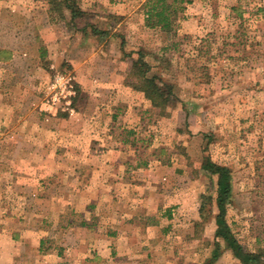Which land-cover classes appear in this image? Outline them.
Masks as SVG:
<instances>
[{
	"label": "rangeland",
	"instance_id": "obj_1",
	"mask_svg": "<svg viewBox=\"0 0 264 264\" xmlns=\"http://www.w3.org/2000/svg\"><path fill=\"white\" fill-rule=\"evenodd\" d=\"M146 3L77 0L85 14L72 18L62 0H0V43L19 46L0 49V138L6 137L0 143V229L9 227L16 233L19 221L32 223L34 216L46 220L43 227L52 236V213L65 207V188L74 186L76 177L66 170V162L55 158L65 152L103 149L88 141L82 144L79 135L84 131L70 135L73 122L83 123L76 109L88 98L76 71L49 42L51 36H68L71 48L83 40L104 57L117 59L113 69L126 85L136 82L133 61L141 53L151 66L150 74L176 86L179 99L165 115L134 87L135 92L122 91L113 107L119 118L112 131L124 141L122 151L149 157L156 170L171 175L165 181L171 193L166 209L174 206L176 224L169 223L168 231L180 238L173 239V255L164 264H244L223 241L221 255L210 261L214 218L195 225L203 221L202 196L216 197L217 176L202 168L205 156L232 169L233 201L227 221L247 250L261 254L264 264V0L186 3L169 33L146 24ZM34 10L36 18L27 15ZM31 23L41 33H33ZM21 25L31 31L15 33L14 27ZM84 27L85 31L80 29ZM59 74L71 77V106L65 99L55 107L48 103L61 92L55 86ZM98 100L88 120L102 119L99 105L113 106L111 98ZM16 137L21 144L9 143ZM39 195L41 202L30 207ZM54 243L59 245L47 237L44 247L53 252L44 256L28 243L26 258L14 257L5 264H54L58 260ZM10 249L17 252L16 241Z\"/></svg>",
	"mask_w": 264,
	"mask_h": 264
},
{
	"label": "crops",
	"instance_id": "obj_2",
	"mask_svg": "<svg viewBox=\"0 0 264 264\" xmlns=\"http://www.w3.org/2000/svg\"><path fill=\"white\" fill-rule=\"evenodd\" d=\"M225 9L229 10V7L225 6ZM24 13L26 15L27 11ZM30 14L36 18L38 11L27 13ZM213 16L217 17L218 14L214 13ZM31 25L33 33H41L38 25ZM27 26H15V33H25ZM152 28L164 31L161 27ZM26 31L31 30L28 28ZM71 39L68 36L64 39L51 36L49 41L58 56L76 71V77L88 98L83 107L76 109V114L84 118L83 123L73 122L71 127L74 131L70 135L77 136L84 131L79 135L83 139L80 141L82 144L88 141L91 146L94 144L103 149L99 152L85 149L80 154L65 152L55 158L66 162L65 168L69 167L66 170L74 171L76 175L74 186L65 188V207L52 213L49 231L55 236H48V229L43 227L46 220L34 219V216L32 223L19 221L20 228L16 233L9 227L0 229V264L18 256L26 258L30 248L28 243L36 247L40 255L53 252V248L48 251L44 247L47 237L51 243H59H54V250H58V260L54 264H164L169 259L168 263L173 255V239L180 238L168 231L169 223L176 224L172 216L174 206L166 209L170 205L171 193L165 181L171 175L165 177L159 169L156 170L157 165L152 164L149 157L123 152L126 150L122 147L124 141L118 135L114 136L112 131L119 118L113 113V107L119 101L121 92L136 90L122 83L121 75L113 69L117 59L104 57L92 44L83 40L76 41L79 46L71 48ZM16 46L19 47L13 42L0 43V49H14ZM98 97L111 98L113 106L108 102L99 105L97 112L102 119L88 120L90 111H94V107H91L95 105L94 101L99 103ZM107 116L111 119L107 120ZM4 139L0 138V143L6 141V137ZM9 143L19 145L22 139L11 138ZM159 161L156 159V162ZM40 202L39 195L33 199L30 207ZM15 241L17 252L14 254L10 246Z\"/></svg>",
	"mask_w": 264,
	"mask_h": 264
},
{
	"label": "trees",
	"instance_id": "obj_3",
	"mask_svg": "<svg viewBox=\"0 0 264 264\" xmlns=\"http://www.w3.org/2000/svg\"><path fill=\"white\" fill-rule=\"evenodd\" d=\"M193 0H147L146 24L149 27H161L166 32H171L178 17V14L185 9L186 3ZM61 2V1H60ZM70 9L72 18L83 16L85 11L77 4V0H62ZM86 30V28H80ZM133 61L136 82L131 85L142 91L154 108L160 107L162 115L167 114L166 110L178 101L176 86L174 83L164 80L157 74H150L149 62L143 60V54ZM202 168L212 175L217 176L216 197L203 195L200 203V216L203 221L195 225L205 224L212 218L216 223L214 249L210 261L216 260L222 253L221 241L230 249L236 258L244 264H260L261 254L247 250L233 233L227 218V208L233 201V176L232 169L226 165L215 162L210 156H205L202 161ZM216 208V212H214Z\"/></svg>",
	"mask_w": 264,
	"mask_h": 264
},
{
	"label": "built area",
	"instance_id": "obj_4",
	"mask_svg": "<svg viewBox=\"0 0 264 264\" xmlns=\"http://www.w3.org/2000/svg\"><path fill=\"white\" fill-rule=\"evenodd\" d=\"M55 86L61 87V92H56L49 100L51 106H57L58 102L65 99V103L69 106L72 105L71 97L73 95L71 77L68 74H59L56 76Z\"/></svg>",
	"mask_w": 264,
	"mask_h": 264
}]
</instances>
